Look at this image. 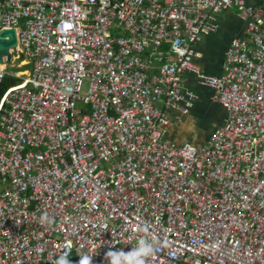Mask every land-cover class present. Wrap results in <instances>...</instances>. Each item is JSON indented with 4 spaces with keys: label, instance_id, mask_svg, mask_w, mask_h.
Here are the masks:
<instances>
[{
    "label": "built area",
    "instance_id": "built-area-1",
    "mask_svg": "<svg viewBox=\"0 0 264 264\" xmlns=\"http://www.w3.org/2000/svg\"><path fill=\"white\" fill-rule=\"evenodd\" d=\"M232 8L245 34L205 75L194 45ZM9 28L30 70L0 64L26 76L0 99V264H108L141 226L148 264H264V0H0ZM185 72L226 114L198 146L168 140Z\"/></svg>",
    "mask_w": 264,
    "mask_h": 264
},
{
    "label": "crops",
    "instance_id": "crops-1",
    "mask_svg": "<svg viewBox=\"0 0 264 264\" xmlns=\"http://www.w3.org/2000/svg\"><path fill=\"white\" fill-rule=\"evenodd\" d=\"M246 2L249 5H257L259 0H246ZM233 9L235 8L217 15L218 31L204 35L194 45L197 55L193 58V64L205 75L220 76L222 74L224 55L229 43L232 40L242 38L245 34V17L238 14L237 9ZM182 90L193 93L195 99L192 101V107L189 111L184 115H180L179 123L174 119L175 112L170 114L168 135L170 131L172 133H178L179 131V133H182L180 141L190 142L197 146L204 144L209 134L223 123L226 116L225 111L217 102L211 99L212 90L201 86L196 76L190 72H185L182 76ZM185 134L190 135L186 138L182 137ZM183 142H175V144Z\"/></svg>",
    "mask_w": 264,
    "mask_h": 264
},
{
    "label": "clouds",
    "instance_id": "clouds-1",
    "mask_svg": "<svg viewBox=\"0 0 264 264\" xmlns=\"http://www.w3.org/2000/svg\"><path fill=\"white\" fill-rule=\"evenodd\" d=\"M40 222L42 225H51L54 223V218L44 212L40 217ZM139 230L145 235L141 236L130 250H113L114 245L109 247L104 257L108 264H148V261L158 251V241L155 236L150 235L149 238L147 226H141ZM69 257L70 249L66 248L53 261V264H72V260ZM78 264H93V256L87 254L79 256Z\"/></svg>",
    "mask_w": 264,
    "mask_h": 264
},
{
    "label": "rangeland",
    "instance_id": "rangeland-1",
    "mask_svg": "<svg viewBox=\"0 0 264 264\" xmlns=\"http://www.w3.org/2000/svg\"><path fill=\"white\" fill-rule=\"evenodd\" d=\"M232 10V9H231ZM233 10H236V9H233ZM224 13V12H223ZM219 28V27H218ZM218 31V29L215 31V32H217ZM215 32H213V33H215ZM113 33V32H112ZM212 33V34H213ZM14 54H12V56H13ZM19 61H21V60H10V61H5V67H6V70L8 71V72H10V73H14V72H18V71H21V72H23V70H30V66H26V67H19V64H18V62ZM4 64V63H3ZM18 66V67H17ZM19 76H21V77H23V76H25L24 74H18L17 73V75H14V77H19ZM26 77V76H25ZM25 77H23V78H21V79H19V80H23ZM87 84H84V93L87 91ZM175 134V135H174ZM182 133H179V131H178V133H172L171 131H170V134L168 135V140H170L172 143L174 142H183V140L182 141H180L181 140V137H180V135H181ZM189 135L190 134H185L184 136H182V137H184V138H186V137H189ZM194 142V141H193ZM71 260H72V264H78L77 262H76V260H75V257H73V256H70L69 257Z\"/></svg>",
    "mask_w": 264,
    "mask_h": 264
},
{
    "label": "water",
    "instance_id": "water-1",
    "mask_svg": "<svg viewBox=\"0 0 264 264\" xmlns=\"http://www.w3.org/2000/svg\"><path fill=\"white\" fill-rule=\"evenodd\" d=\"M15 46L14 29H2L0 31V64H3V58L5 61H10L9 49Z\"/></svg>",
    "mask_w": 264,
    "mask_h": 264
},
{
    "label": "trees",
    "instance_id": "trees-1",
    "mask_svg": "<svg viewBox=\"0 0 264 264\" xmlns=\"http://www.w3.org/2000/svg\"><path fill=\"white\" fill-rule=\"evenodd\" d=\"M21 83L19 78L7 75L1 82H0V99L3 94L8 90V88L14 87Z\"/></svg>",
    "mask_w": 264,
    "mask_h": 264
}]
</instances>
